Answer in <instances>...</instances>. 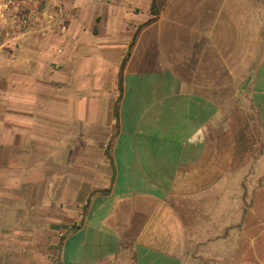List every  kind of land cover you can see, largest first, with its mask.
Wrapping results in <instances>:
<instances>
[{
    "label": "crops",
    "instance_id": "obj_1",
    "mask_svg": "<svg viewBox=\"0 0 264 264\" xmlns=\"http://www.w3.org/2000/svg\"><path fill=\"white\" fill-rule=\"evenodd\" d=\"M3 2L0 264L253 253L264 0Z\"/></svg>",
    "mask_w": 264,
    "mask_h": 264
},
{
    "label": "rangeland",
    "instance_id": "obj_2",
    "mask_svg": "<svg viewBox=\"0 0 264 264\" xmlns=\"http://www.w3.org/2000/svg\"><path fill=\"white\" fill-rule=\"evenodd\" d=\"M2 25L0 24V39L4 40L5 36H3L1 32ZM5 70V66L0 65V74L3 73ZM5 104V97L0 96V107L4 108ZM256 178H253V181H255ZM257 207L254 208L253 214H254V220H259L258 216H264V201H260V198H257ZM262 226H259L261 229ZM257 230V228H256ZM256 233V232H254ZM245 253V255L241 256V258H238L234 264H264V241H260L258 244L255 245V249L253 253L251 251H245L243 248L242 253ZM240 253V250H239Z\"/></svg>",
    "mask_w": 264,
    "mask_h": 264
},
{
    "label": "built area",
    "instance_id": "obj_3",
    "mask_svg": "<svg viewBox=\"0 0 264 264\" xmlns=\"http://www.w3.org/2000/svg\"><path fill=\"white\" fill-rule=\"evenodd\" d=\"M11 4H12V2H3V3L0 4V8L1 9H9ZM29 8L30 7L26 6V8L24 9L25 14H24L23 19H22L23 24H27V25L30 23V20H31L32 15H33V13L31 11H29Z\"/></svg>",
    "mask_w": 264,
    "mask_h": 264
}]
</instances>
